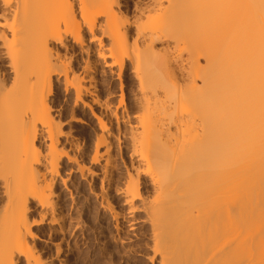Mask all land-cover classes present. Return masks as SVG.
Wrapping results in <instances>:
<instances>
[{
  "label": "bare ground",
  "instance_id": "1",
  "mask_svg": "<svg viewBox=\"0 0 264 264\" xmlns=\"http://www.w3.org/2000/svg\"><path fill=\"white\" fill-rule=\"evenodd\" d=\"M111 245L264 264V0H0V264Z\"/></svg>",
  "mask_w": 264,
  "mask_h": 264
},
{
  "label": "rangeland",
  "instance_id": "2",
  "mask_svg": "<svg viewBox=\"0 0 264 264\" xmlns=\"http://www.w3.org/2000/svg\"><path fill=\"white\" fill-rule=\"evenodd\" d=\"M139 243L140 242L138 241H134L127 246L132 250L138 251ZM128 248L111 245L104 253L94 254L90 250H87L86 247H81L83 254L82 261L84 264H144L141 259L135 258L131 254L127 253L126 249Z\"/></svg>",
  "mask_w": 264,
  "mask_h": 264
}]
</instances>
